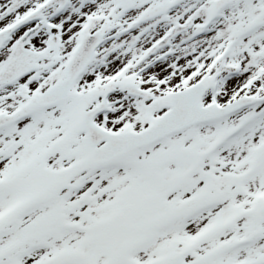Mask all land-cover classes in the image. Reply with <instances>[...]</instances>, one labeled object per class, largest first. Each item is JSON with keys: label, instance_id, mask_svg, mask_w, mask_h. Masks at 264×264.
<instances>
[{"label": "snow or ice", "instance_id": "1", "mask_svg": "<svg viewBox=\"0 0 264 264\" xmlns=\"http://www.w3.org/2000/svg\"><path fill=\"white\" fill-rule=\"evenodd\" d=\"M0 264H264V0H0Z\"/></svg>", "mask_w": 264, "mask_h": 264}]
</instances>
